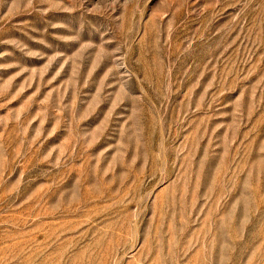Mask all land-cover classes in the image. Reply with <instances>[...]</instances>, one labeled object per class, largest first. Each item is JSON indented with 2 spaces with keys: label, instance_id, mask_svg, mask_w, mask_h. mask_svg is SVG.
Returning a JSON list of instances; mask_svg holds the SVG:
<instances>
[{
  "label": "rangeland",
  "instance_id": "1",
  "mask_svg": "<svg viewBox=\"0 0 264 264\" xmlns=\"http://www.w3.org/2000/svg\"><path fill=\"white\" fill-rule=\"evenodd\" d=\"M0 264H264V0H0Z\"/></svg>",
  "mask_w": 264,
  "mask_h": 264
}]
</instances>
